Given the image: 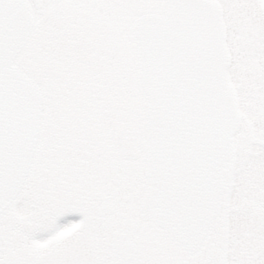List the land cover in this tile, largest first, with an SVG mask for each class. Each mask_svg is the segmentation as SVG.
Segmentation results:
<instances>
[{"label": "water", "instance_id": "95a60500", "mask_svg": "<svg viewBox=\"0 0 264 264\" xmlns=\"http://www.w3.org/2000/svg\"><path fill=\"white\" fill-rule=\"evenodd\" d=\"M165 1L164 14L142 15L130 27L138 45V85L147 100L150 185L140 211L195 252L220 211L227 187L221 170L235 155L241 112L226 83L232 57L222 4ZM33 25L27 0H0V214L24 184L40 131L43 93L16 64ZM117 245L115 254L128 264L130 245Z\"/></svg>", "mask_w": 264, "mask_h": 264}, {"label": "rangeland", "instance_id": "374dc122", "mask_svg": "<svg viewBox=\"0 0 264 264\" xmlns=\"http://www.w3.org/2000/svg\"><path fill=\"white\" fill-rule=\"evenodd\" d=\"M28 1L33 9L35 24L27 45L17 55L16 63L23 68H29L41 86L49 87L48 75H52L58 88L54 85L47 88L48 97L52 98V92L58 91L53 98L60 99L59 103L56 100H51L54 102V106L44 105L47 115L45 122L43 121L41 125L42 136L46 137L52 131L61 129L65 137L75 139L73 143L83 142L84 139L88 141L90 136L103 143L107 132L109 138L112 136L110 142L114 143L113 134L118 127L122 125L134 127L141 132L139 138L135 136V139L140 140L141 144L139 143L138 148L142 153L141 158L144 163L146 141L143 131L146 102L137 87L136 44L128 35V28L139 15L155 13L153 6L158 0L133 4L118 0H65L62 3L64 4L63 8L58 7V9H45L39 5V0ZM219 1L224 6L228 44L232 51V65L228 69L227 81L235 89L243 113V123L235 137L237 154L225 170V174L230 179V186L228 196H226L228 202L224 204L227 212L224 216L225 234L229 239V243L224 241V245L228 246L224 248L227 253L224 264H264V242L260 241L259 237H255L256 245L249 244L253 238V232L251 231V234L248 228L250 226L246 214L248 210H240L234 214L236 212L234 207L248 206L246 203L243 204L238 197L241 194L245 195L251 189L254 190V181H257L256 191L264 192V0ZM164 7L161 12L164 11ZM57 16L61 17L57 18ZM71 16L76 17L73 18L70 27L79 22L80 25L75 29L85 30L80 33L84 34V38L79 40V44H84L86 47L84 49L89 50L85 53L83 48L82 50L76 45L69 48L74 51V56L78 55L79 59H83L87 65L81 67L82 71L71 72L74 78L81 79L80 82L69 78L65 83L64 78L56 74L58 71L54 65L49 64L56 58L51 56V60L48 61L49 58H45L47 55L45 53L49 51V44L53 43V37L60 39V33L70 31L64 20ZM103 30L109 31L105 34ZM85 38H90L89 43ZM41 40L43 42L47 40L49 44L46 43L47 48L45 46V49L38 54L36 50L39 43L42 42ZM87 44H94V47L90 46L89 48ZM102 45L109 46L110 51L104 49L105 46L101 49ZM96 48L100 50L94 54ZM76 49H81V52ZM106 50L110 57L104 52ZM90 51L95 56L93 60L95 65L91 67V73L88 68L91 62L88 58ZM73 55L68 56L69 63ZM42 61H44L43 64H41ZM77 68L79 69V67ZM89 74L92 76L89 77ZM86 79L89 80L86 81ZM93 81L99 85L93 86ZM58 104L61 105V111ZM109 120L110 124H108ZM83 131L82 137L80 133ZM88 143H90L88 144L90 159L96 162L98 155L102 153L101 145ZM119 161L122 159L120 158ZM143 183L142 192L147 186V181ZM141 196L138 197L137 203ZM260 209L263 217L258 220V225L263 231V206H260ZM8 211L10 212L9 218ZM34 211L33 203L27 196L24 187L11 207L2 214L5 217L0 220L3 221L0 225V264H17L18 262L23 264L28 261L26 259L28 255L36 256L43 254L44 251L55 252L62 248V238L76 232L84 224L83 218L77 215H75L77 222L71 220L70 222L68 219L72 215L67 213L68 215H62L67 219L59 216V218L48 222L42 228L43 232L30 237L25 231L24 221ZM238 229H240L239 236L236 235L239 232ZM235 239L239 240L236 245ZM55 240H58V244L51 246ZM46 246L49 247L44 250L42 247ZM87 247L89 248L90 245L87 244ZM237 248L245 250L246 257L244 259L237 258L233 254ZM11 251L16 254V258L11 257ZM248 251L253 252L252 261L248 258ZM88 253L91 254V252ZM14 259H17V263Z\"/></svg>", "mask_w": 264, "mask_h": 264}, {"label": "flooded vegetation", "instance_id": "af4514ba", "mask_svg": "<svg viewBox=\"0 0 264 264\" xmlns=\"http://www.w3.org/2000/svg\"><path fill=\"white\" fill-rule=\"evenodd\" d=\"M64 1L48 0L43 8H63ZM136 2L141 1L131 3ZM153 7L156 13H160L164 3L158 0ZM107 50L104 52L110 57ZM94 58L93 54L90 55L89 61L92 62ZM111 137L105 136L104 142L101 141L103 143H96L101 145L102 151L101 155L97 153L96 162L90 159V143H73L75 139L65 137L61 129L43 138L36 152V161L39 160L32 165L26 181L27 196L35 209L25 220L26 231L31 232L33 226L44 228L48 222L59 216L64 218L62 215L69 213L72 215L69 221L77 222V215L83 218L84 224L76 232H72V229V234L62 239V248L55 254H66L77 264H121L114 253V244L118 241L126 242L131 247V261L128 264H224L227 254L224 248L228 247L224 241L229 243L224 226V216L227 214L224 204L228 202V193L223 197L221 213L200 249L188 253L173 243L161 228L141 219L137 199L146 181L142 174L143 159L140 156L134 160L127 158L133 150L130 141L111 143ZM120 158L122 161H119ZM254 182V190L238 197L248 206L234 207V214L248 210V228L251 234L253 232L249 244L256 245L255 237L264 242V230L258 225V220L263 217L260 206L264 209V192L258 193L257 181ZM238 231L237 236L240 229ZM234 243L238 244L239 240L235 239ZM249 251L248 258L252 261L253 252ZM55 254L49 253L47 257ZM233 254L237 258L246 257L244 249L237 248Z\"/></svg>", "mask_w": 264, "mask_h": 264}, {"label": "trees", "instance_id": "16d2710c", "mask_svg": "<svg viewBox=\"0 0 264 264\" xmlns=\"http://www.w3.org/2000/svg\"><path fill=\"white\" fill-rule=\"evenodd\" d=\"M72 20H74L73 18H68L66 20H64V22H67V25H68V29L70 30L69 32L68 31H65V33H60L61 35L60 36V39L59 37H53V43L52 44H49L48 41H42L39 43V47L37 48L36 52L39 54L42 50L45 49V46L47 48V44L50 45V48H49V51L45 53L46 57L48 56V58L50 57L51 59V56H54L56 59H53V62H51L50 64H53L55 69L58 71L56 74L60 77H63L65 75H68L65 71H68V72H72L73 73H76L77 70H73V65L72 63H69V61L67 60V56L69 55H72L74 51L70 50L69 48L70 47H73L74 45H76L78 48H84V44H79V40L81 41L83 36L80 34L81 32H84L85 30H76L75 27L79 24V22L76 24H72L73 26H71V22ZM103 31H106V30H103ZM109 31V30H107ZM87 42H89L87 40ZM110 45V44H109ZM87 46L90 48V46H93L94 47V44H87ZM103 46V45H102ZM106 46V45H105ZM77 51H81V49H76ZM34 53L35 50H33ZM36 57V56H35ZM45 57V58H46ZM33 58H34V55H33ZM44 61L41 62V64H43ZM25 68V67H24ZM28 72H30L31 74L33 73L29 68H25ZM35 71V70H34ZM79 71V70H78ZM69 73V74H70ZM61 84V83H60ZM52 85H50L49 87H51ZM56 88H58V85L55 84L54 85ZM47 86H44V89L46 90L47 94H48V91H47V88H49ZM58 92V91H56ZM56 92H52V98L56 96ZM59 99V97H57ZM54 100L57 101V103L60 102V99L57 100L55 98H53ZM59 107H60V111L62 110L61 109V105L58 104ZM101 106V105H100ZM65 111V107L63 109ZM70 113V112H68ZM64 114H67V113H64ZM9 214H7L8 216ZM2 217H5V216H2ZM2 223V222H1ZM36 257V258H35ZM26 259H28V262L29 264H77L75 260L72 259V257L66 255V254H63V255H58L55 254V255H51V256H46V257H37V256H33L31 255V257L29 256H26Z\"/></svg>", "mask_w": 264, "mask_h": 264}]
</instances>
